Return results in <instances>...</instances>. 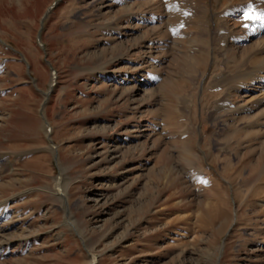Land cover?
<instances>
[{
  "label": "rangeland",
  "instance_id": "374dc122",
  "mask_svg": "<svg viewBox=\"0 0 264 264\" xmlns=\"http://www.w3.org/2000/svg\"><path fill=\"white\" fill-rule=\"evenodd\" d=\"M54 1L0 0V264H264V0Z\"/></svg>",
  "mask_w": 264,
  "mask_h": 264
},
{
  "label": "bare ground",
  "instance_id": "6f19581e",
  "mask_svg": "<svg viewBox=\"0 0 264 264\" xmlns=\"http://www.w3.org/2000/svg\"><path fill=\"white\" fill-rule=\"evenodd\" d=\"M258 8V7H257ZM260 9V8H259ZM263 9V8H262ZM249 11V10H248ZM257 11H259V10H257ZM244 12V14H242L243 15V18L242 19H244V21H249L248 19H245L244 17H245V14L246 13H248L249 15H251V16H253L254 18L252 19V20H254V22H256V26L253 28V29H259L260 30V33L262 34V33H264V18H261V17H264V10H262L261 12H259V14H256V13H254L253 11L252 12H246V11H243ZM242 17V16H241ZM251 27V26H250ZM222 28V27H221ZM252 29V30H253ZM223 32V31H222ZM226 32V31H225ZM224 32V33H225ZM258 32V31H257ZM254 33V32H253ZM219 34V33H218ZM258 34V33H257ZM222 35V34H221ZM225 34H223L222 36H224ZM229 39V38H228ZM224 40V39H223ZM220 41V40H219ZM230 40H228V42H229ZM227 42H224V44H226ZM263 50H264V48H263ZM63 197H61V198H63L64 199V195H62ZM70 218H71V216H69ZM73 221H71L69 224L71 225V227H72V229L73 230H75L76 231V227L77 226H75V222L74 223H72Z\"/></svg>",
  "mask_w": 264,
  "mask_h": 264
},
{
  "label": "water",
  "instance_id": "95a60500",
  "mask_svg": "<svg viewBox=\"0 0 264 264\" xmlns=\"http://www.w3.org/2000/svg\"><path fill=\"white\" fill-rule=\"evenodd\" d=\"M56 5H57V2H54L47 10H46V12H45V14H44V16H43V18H42V22H43V20L47 17V15L49 14V12L51 11V10H53L55 7H56ZM32 80H34L33 78H32ZM46 96H48V94H46Z\"/></svg>",
  "mask_w": 264,
  "mask_h": 264
},
{
  "label": "snow or ice",
  "instance_id": "6c2138e0",
  "mask_svg": "<svg viewBox=\"0 0 264 264\" xmlns=\"http://www.w3.org/2000/svg\"><path fill=\"white\" fill-rule=\"evenodd\" d=\"M245 19H253L254 17L249 15L248 13L245 14ZM261 18H264V17H261Z\"/></svg>",
  "mask_w": 264,
  "mask_h": 264
}]
</instances>
